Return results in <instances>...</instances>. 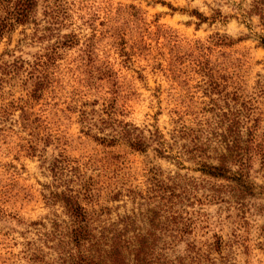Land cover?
<instances>
[{"label": "rangeland", "instance_id": "obj_1", "mask_svg": "<svg viewBox=\"0 0 264 264\" xmlns=\"http://www.w3.org/2000/svg\"><path fill=\"white\" fill-rule=\"evenodd\" d=\"M32 18L0 37V67L15 64L0 73V264H26L37 223L63 218L46 198L64 185L87 209L110 215L129 211L128 190H143L152 167L206 187L190 162L157 156L153 142L143 152L127 147L117 122L145 137L156 129L171 144L245 102L253 109L241 132L251 130L264 156V99L254 91L264 78V14L253 0H39ZM34 64L41 84L31 94ZM249 175L264 181L256 161ZM194 193L200 200L186 207L194 238L220 236L221 264H264V202L236 209Z\"/></svg>", "mask_w": 264, "mask_h": 264}, {"label": "trees", "instance_id": "obj_2", "mask_svg": "<svg viewBox=\"0 0 264 264\" xmlns=\"http://www.w3.org/2000/svg\"><path fill=\"white\" fill-rule=\"evenodd\" d=\"M38 2L0 0V37L15 24L29 20L35 23L32 17ZM44 7L43 16L52 17V10ZM253 9L261 17L264 0H253ZM261 29L264 32L263 22ZM261 42L264 47V40ZM14 65L0 67V73ZM35 72H38L35 64L27 70V78L36 79L31 94L41 84ZM208 81L216 84L210 78ZM254 87L255 95L264 99V78H258ZM244 103H240L242 110L237 108L229 115L221 112L213 124L201 123L180 131L176 139L172 137L171 144L165 142L167 145L156 129L148 131L145 137L129 123H115L117 129L113 130L127 147L143 152L146 142H153L152 150L157 156L174 157L180 167L182 161L190 162L192 170L203 177L199 181L207 183L206 187H201L196 178L178 172L162 174L159 168L152 167L143 190H128L132 202L129 211L114 215H110V208H103L108 210L104 213L102 208L87 209L80 202L81 192L67 185L49 191L46 202L58 204L63 218L52 213L44 223H37L39 238L25 245L26 264H217L211 253H217L219 261L223 259L219 255L220 236L212 234L211 241H197L193 235L191 213L186 207L190 199L197 198L196 189L201 191L204 200L219 199L227 205L236 204V209L244 207L247 199L264 202V181L255 183L249 175L256 161L264 177V156L260 144L254 142L251 130L241 132L242 121L253 109ZM252 120L256 122L258 118ZM172 146L176 154L165 155L170 153ZM85 194L86 191H82V195ZM257 205L264 214L262 202Z\"/></svg>", "mask_w": 264, "mask_h": 264}]
</instances>
